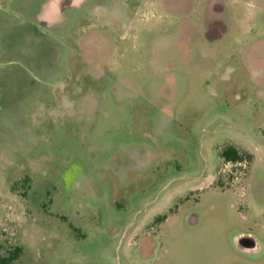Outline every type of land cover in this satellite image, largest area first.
Masks as SVG:
<instances>
[{
    "label": "rangeland",
    "instance_id": "obj_1",
    "mask_svg": "<svg viewBox=\"0 0 264 264\" xmlns=\"http://www.w3.org/2000/svg\"><path fill=\"white\" fill-rule=\"evenodd\" d=\"M263 58L264 0H0V257L264 264Z\"/></svg>",
    "mask_w": 264,
    "mask_h": 264
},
{
    "label": "trees",
    "instance_id": "obj_2",
    "mask_svg": "<svg viewBox=\"0 0 264 264\" xmlns=\"http://www.w3.org/2000/svg\"><path fill=\"white\" fill-rule=\"evenodd\" d=\"M218 156L220 159H222L224 162H231V163H250L252 160V154L240 147H238L235 144L228 143L224 147H221L218 150ZM167 215H160L157 219L159 221H163L166 219ZM21 253V247L20 246H14L11 248V250L8 252L7 256H1L0 257V264H15V261L18 259Z\"/></svg>",
    "mask_w": 264,
    "mask_h": 264
},
{
    "label": "crops",
    "instance_id": "obj_3",
    "mask_svg": "<svg viewBox=\"0 0 264 264\" xmlns=\"http://www.w3.org/2000/svg\"><path fill=\"white\" fill-rule=\"evenodd\" d=\"M262 64H260V66H258V67H255V66H252V68L253 69H256L257 70V72H252L251 70H252V68H251V70H250V80L252 79V78H256V77H259L261 80H262V83H261V85H262V87L264 86V75L263 76H261L260 74V72H262V71H264V58L260 61ZM258 68L260 69V72H259V70H258ZM253 73L255 74H257V75H253ZM261 87V88H262ZM264 88V87H263ZM262 94H263V96H264V90H262Z\"/></svg>",
    "mask_w": 264,
    "mask_h": 264
},
{
    "label": "water",
    "instance_id": "obj_4",
    "mask_svg": "<svg viewBox=\"0 0 264 264\" xmlns=\"http://www.w3.org/2000/svg\"><path fill=\"white\" fill-rule=\"evenodd\" d=\"M239 245L245 248L255 247L256 243L253 239H247L245 237L237 239Z\"/></svg>",
    "mask_w": 264,
    "mask_h": 264
}]
</instances>
